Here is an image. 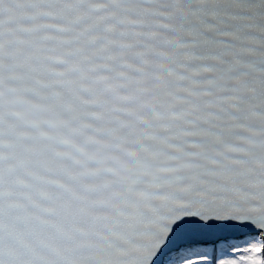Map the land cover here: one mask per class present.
<instances>
[{
    "label": "snow or ice",
    "instance_id": "snow-or-ice-1",
    "mask_svg": "<svg viewBox=\"0 0 264 264\" xmlns=\"http://www.w3.org/2000/svg\"><path fill=\"white\" fill-rule=\"evenodd\" d=\"M0 264H264V0H0Z\"/></svg>",
    "mask_w": 264,
    "mask_h": 264
}]
</instances>
